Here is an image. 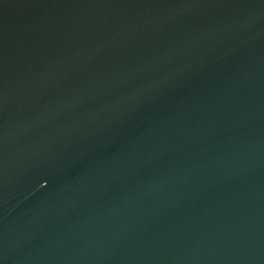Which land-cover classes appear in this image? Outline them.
<instances>
[{"label":"water","instance_id":"95a60500","mask_svg":"<svg viewBox=\"0 0 264 264\" xmlns=\"http://www.w3.org/2000/svg\"><path fill=\"white\" fill-rule=\"evenodd\" d=\"M0 264H264V0H0Z\"/></svg>","mask_w":264,"mask_h":264}]
</instances>
